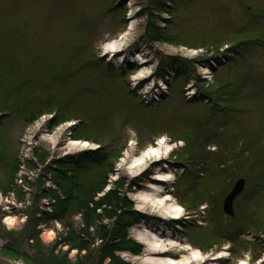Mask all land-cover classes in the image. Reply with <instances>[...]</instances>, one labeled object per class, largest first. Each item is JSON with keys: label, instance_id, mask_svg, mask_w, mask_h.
<instances>
[{"label": "rangeland", "instance_id": "obj_1", "mask_svg": "<svg viewBox=\"0 0 264 264\" xmlns=\"http://www.w3.org/2000/svg\"><path fill=\"white\" fill-rule=\"evenodd\" d=\"M161 7L168 13H157ZM147 10H152L151 19ZM165 19L171 21L167 40L158 33L153 35L160 41L150 40V21L164 28ZM109 43L118 49L112 51ZM228 49L233 54H227ZM100 58L104 63L99 64ZM132 62L135 66L129 70ZM0 64V109H12L0 112V192L17 184L27 201L31 199L32 210L49 216L54 209L49 199L36 205L42 190H55L56 172L43 179L49 165L70 169L69 177L75 174L89 187L104 173L107 186L95 201L111 189L118 193L115 184L122 182L131 224L127 235L141 248L139 254L117 253L123 261L141 264L150 254L138 239L147 228L174 230L191 249L218 258L214 264L264 260V178H260L264 163L250 164L255 156H264V0H0ZM108 65L113 72H108ZM68 70L74 71L73 76L67 75ZM165 72L169 84L154 77ZM105 73L112 79L102 78ZM22 86L37 91V106L47 103L35 121L30 120L32 111L15 108L17 103L25 108L23 100L33 97ZM80 86L102 92H88L73 102ZM213 88L218 90L211 92ZM209 110L213 119L210 113L212 120L206 121ZM195 125L203 127L211 154H201L198 137L190 131ZM214 130L224 134L221 145L216 142L219 137L207 132ZM184 139L198 155L185 151ZM85 141L96 146L86 150L71 146ZM160 141L168 142L163 157L133 173L135 161ZM100 147L109 155L105 164L80 163ZM37 155L45 158L46 168L39 161L42 169L36 166ZM15 167L20 169L16 170L20 181L12 185ZM166 168L175 175L163 197L184 211L175 218L153 212L143 200L147 187ZM240 178L247 180L246 192L235 201L236 214L230 218L222 204ZM124 213L119 212L122 217ZM9 218L0 221V252L10 251L18 262L37 261L42 246L52 248L68 231L67 224L82 228L75 209L62 220L44 222L38 226L42 244L38 252L31 243L20 242L23 217L17 216L14 226L8 224ZM102 223L110 225L112 220ZM5 231L12 232V242L4 239ZM212 244L216 245L209 249ZM67 251L57 247L53 255L67 254L73 264L85 255Z\"/></svg>", "mask_w": 264, "mask_h": 264}, {"label": "trees", "instance_id": "obj_2", "mask_svg": "<svg viewBox=\"0 0 264 264\" xmlns=\"http://www.w3.org/2000/svg\"><path fill=\"white\" fill-rule=\"evenodd\" d=\"M162 12H167V11L166 9L163 10L162 7L157 8V13H162ZM147 15L151 19V17H153L152 10L151 11L147 10ZM162 22L166 24L164 28L155 26L154 24H151V21H150L149 31L147 30L148 35H150V40L160 41V38L162 39L167 38L166 36L169 33V31L166 28H167V24L169 25L171 21L165 19ZM252 26H255V25L252 24ZM156 33H158V36H160V38L159 37L157 38L155 35H153ZM230 51L232 50L229 49L228 52ZM68 61H70V59H68ZM99 64H102V62H100ZM0 68H1V64H0ZM79 70L80 72L82 71V69H79ZM2 71L0 69V76H1ZM73 72L74 71L68 70L66 73L69 76H73ZM108 72H113V71L110 70ZM168 76L169 74L165 72L164 74L159 75L158 77L165 80ZM112 77L113 76H111L110 74L105 73V75L102 78L112 79ZM166 82H168V80H166ZM199 82L204 83V81L202 80H199ZM27 83L32 84L33 80H28ZM217 84L218 83H216V85ZM22 88L24 89L23 91H25L26 89H29L28 93L33 92V94H31V96L33 95V97L23 100L26 105L25 108L22 106L18 107L19 103L15 105V108L16 109L22 108L23 110H25V112L32 111V112H29V115L32 113L30 117L31 119L30 118L29 119L35 121L44 114L43 110L47 107L46 106L47 103L44 104L45 106H41L42 104H39V106H37L38 104L37 103V96H38L37 91L32 86H29V88L22 86ZM214 89L218 90L216 88H213V91L211 92H215ZM88 92L89 93H101L102 89L100 88L95 89L94 87L85 88V87L80 86L76 92L77 94L72 98V101L73 102L76 101L83 94H87ZM7 97L8 95L5 97V99ZM29 104L30 105L35 104L33 110H30ZM11 110L12 109L10 110L0 109V112H7ZM105 117H108V113L107 115H104V118ZM190 131L198 137L197 138L198 144L201 145V154H202L206 147L205 143L208 140V137L204 134L203 127H199V128L196 127V129H190ZM207 132H213V131H207ZM221 132L220 133L215 132V136L219 137V138H216V141L220 145H221V141L224 140V134ZM230 134L231 133L228 132V135ZM184 140L186 141L185 142L186 145L184 146L185 151L187 152L190 151L189 152L190 154L195 153L196 155H198L197 154L198 150L195 149V146H193V149L190 150L191 145H190V142H188L189 140L188 139L187 140L184 139ZM241 143H244V142H241ZM102 152H103L102 148L100 147V149L96 150L95 152H91L85 157L83 156L82 161L80 163L81 164L83 163L84 165H90L91 163H97L100 165H102L103 163L105 164L109 158L108 157L109 155L102 153ZM91 155H95V156H91ZM37 157L40 163H44L46 161L45 158L40 157L39 155H37ZM185 160L187 162H191L189 158L187 157L185 158ZM73 166L77 168L80 165L76 163ZM73 166L70 165L69 167H73ZM16 170L17 168L15 167L13 174H15ZM52 171H54V173L56 172L57 174V178L53 180V183H55L56 185V189L55 190H52V189L43 190L36 201V205L38 202L42 201L43 199H49L50 201H52V203L54 204L52 215L48 217H37L36 213L38 209L35 208V211L29 217L27 226L20 233V236L22 239V240L20 239V242L29 243L30 241H32L33 242L32 244L34 245V246L32 245V247L33 248L35 247L39 252L40 250L39 248H41L42 244L39 241L40 230H38V226L43 222H47L48 220H52V219L62 220L71 209H75L76 212H78L81 215L82 228L80 227L75 228L73 224L71 225L67 224V226L65 227L66 229H68V232L66 233V235L61 236L60 239L57 242H55V244L51 246L52 248L50 249L49 248L44 249V247L42 246L44 250L43 249L42 251L40 250L41 254L38 253L39 256H38L37 261L33 260L31 264H73L66 257L67 254H65L64 256L62 255L60 257L58 255H53V252H55L57 250V247H60V246L61 247L67 246L69 249L68 252L72 250L77 251L78 254L85 252V255L81 256L79 260H77L74 264H129L128 262L123 261L119 256H117V253L129 252L131 254H139L141 248H139L136 243L130 240L127 235V230L131 226V224H129L128 222L129 220H127L126 218V212L129 206H128V201H126L124 197L122 198V195H123L122 194V190H123L122 182L118 181L115 184L116 186H119L118 193L115 192V190L111 189L103 197L95 201V196L100 194L107 186V181L103 179L104 173H102V177L100 178V181H98L97 183L89 187V185L87 184L88 181L85 183L80 181L81 179L75 176V174L69 177L66 171L70 172V169H67L66 171L64 170L62 171L61 167L55 168L49 165L48 168L45 170V172L50 173V174L53 173ZM80 183H83V184H80ZM83 185H86V187H84ZM10 190L11 189H9L8 191ZM98 210L101 211V214H98L97 212ZM122 210L125 211V213L123 214L125 217H122V215L119 214V212H122ZM103 219L112 220V224L110 225L103 224L102 223ZM251 221H255V223L259 226V221L257 220L256 217H253V220ZM260 225L262 227V223ZM92 229L93 231L90 232V230ZM256 230H258V228ZM263 234H264V229H263ZM97 241H100V245L98 246L99 248L98 247L94 248L95 243ZM214 245L212 244L211 246H208V248L212 249ZM3 253L8 255L9 257H12V255L14 256L13 253H11L10 251H7L6 249L3 250ZM47 253H49L48 258H47ZM40 259H42V263L39 262ZM107 259H109V262L105 263Z\"/></svg>", "mask_w": 264, "mask_h": 264}, {"label": "bare ground", "instance_id": "obj_3", "mask_svg": "<svg viewBox=\"0 0 264 264\" xmlns=\"http://www.w3.org/2000/svg\"><path fill=\"white\" fill-rule=\"evenodd\" d=\"M110 47L112 48V51L118 49L116 43H109V48ZM73 145L78 146L79 150H86L96 146L86 141L72 142L71 146ZM167 145V141H160L157 146H151L135 161V164H133L132 167V169H134L133 173L139 172V170L144 168L149 161H157L158 159H161L167 151ZM73 148L74 147H70L69 150H72ZM172 173L173 172L170 169L168 170L166 168L164 172L158 174V177L153 179L151 185L145 190L147 192L143 196V200H148L146 202L151 204V208L154 210L153 212L162 215L166 214L167 216H174L171 218H175L180 215L181 207L172 203L170 197H163L169 186V182H171L170 180L174 178V174ZM159 221H163L162 225L165 226V222L162 218L159 219ZM7 222L10 226H14L15 219H8ZM159 231L147 228V230H143L139 233L138 239H140L141 242H144L151 251L148 256H145L141 264H214L218 261V258H206V256L199 251L191 249L192 247L189 242L182 239L174 230L164 229V231ZM52 237V232L47 234L49 240H51ZM190 251H192V254H190ZM225 252L223 251L222 253L225 254ZM176 256H178L179 259H176ZM242 264H245V262L243 261ZM259 264H264V260H261Z\"/></svg>", "mask_w": 264, "mask_h": 264}, {"label": "water", "instance_id": "obj_4", "mask_svg": "<svg viewBox=\"0 0 264 264\" xmlns=\"http://www.w3.org/2000/svg\"><path fill=\"white\" fill-rule=\"evenodd\" d=\"M245 187V181L243 179L236 182L235 186L233 187L230 194L227 195L223 202V211L225 214L229 215L230 217L234 216L233 210V202L236 197L242 193ZM0 264H28L24 261L18 262L17 260L12 259L8 255L0 252Z\"/></svg>", "mask_w": 264, "mask_h": 264}, {"label": "flooded vegetation", "instance_id": "obj_5", "mask_svg": "<svg viewBox=\"0 0 264 264\" xmlns=\"http://www.w3.org/2000/svg\"><path fill=\"white\" fill-rule=\"evenodd\" d=\"M28 221H29V218H27V220L25 221V225H24L23 229L27 226ZM23 229H22V230H23ZM22 230H21V231H22ZM21 231H20V233H21ZM0 233H1V230H0ZM3 236H4V239H6L7 241L10 240L9 242H12L11 239H10V238L13 237V234H12L11 231H5V234H4ZM30 242H32V241H30Z\"/></svg>", "mask_w": 264, "mask_h": 264}, {"label": "built area", "instance_id": "obj_6", "mask_svg": "<svg viewBox=\"0 0 264 264\" xmlns=\"http://www.w3.org/2000/svg\"><path fill=\"white\" fill-rule=\"evenodd\" d=\"M7 202L9 203V201L7 200ZM13 203V202H12ZM6 209H8V208H6Z\"/></svg>", "mask_w": 264, "mask_h": 264}]
</instances>
